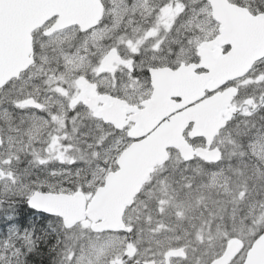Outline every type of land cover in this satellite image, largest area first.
I'll return each mask as SVG.
<instances>
[{
    "label": "snow or ice",
    "instance_id": "obj_1",
    "mask_svg": "<svg viewBox=\"0 0 264 264\" xmlns=\"http://www.w3.org/2000/svg\"><path fill=\"white\" fill-rule=\"evenodd\" d=\"M0 264H264V0H0Z\"/></svg>",
    "mask_w": 264,
    "mask_h": 264
},
{
    "label": "trees",
    "instance_id": "obj_2",
    "mask_svg": "<svg viewBox=\"0 0 264 264\" xmlns=\"http://www.w3.org/2000/svg\"><path fill=\"white\" fill-rule=\"evenodd\" d=\"M29 219H31V218H29Z\"/></svg>",
    "mask_w": 264,
    "mask_h": 264
}]
</instances>
